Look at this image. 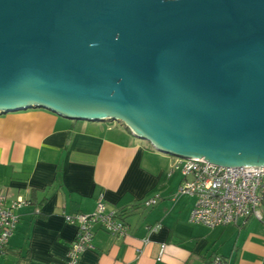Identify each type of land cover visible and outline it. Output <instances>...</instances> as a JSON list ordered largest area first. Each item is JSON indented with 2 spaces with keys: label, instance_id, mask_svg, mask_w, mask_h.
<instances>
[{
  "label": "water",
  "instance_id": "water-1",
  "mask_svg": "<svg viewBox=\"0 0 264 264\" xmlns=\"http://www.w3.org/2000/svg\"><path fill=\"white\" fill-rule=\"evenodd\" d=\"M37 108L264 167V0H0V115Z\"/></svg>",
  "mask_w": 264,
  "mask_h": 264
},
{
  "label": "crops",
  "instance_id": "crops-1",
  "mask_svg": "<svg viewBox=\"0 0 264 264\" xmlns=\"http://www.w3.org/2000/svg\"><path fill=\"white\" fill-rule=\"evenodd\" d=\"M138 140L110 121L45 109L0 117V196L8 206L26 202L15 210L19 221L0 264H66L77 227L65 215L94 213L100 196L107 210H126L129 232L97 227L94 250L79 264H215L217 257L222 264H264L263 221L191 223L195 198L178 195L183 176L173 170L175 160ZM152 199L157 204L146 207Z\"/></svg>",
  "mask_w": 264,
  "mask_h": 264
},
{
  "label": "built area",
  "instance_id": "built-area-1",
  "mask_svg": "<svg viewBox=\"0 0 264 264\" xmlns=\"http://www.w3.org/2000/svg\"><path fill=\"white\" fill-rule=\"evenodd\" d=\"M175 158L173 170L179 171L183 176L178 195L195 198L190 216L191 223L216 228L238 226L250 218L264 222L261 212L264 204V167H225L206 162L204 159L195 161ZM24 204L26 202L19 199L8 206L6 198L0 196V258L5 254L19 221L15 210ZM156 204L157 200L152 199L147 201L145 206ZM65 220L77 227L66 264H79L83 253L94 250L93 239L97 227L117 236H126L130 228L121 211L107 210L103 196L98 199L94 213L65 215ZM156 230L157 227L150 229L152 232ZM165 248V245L161 246V256ZM215 264H222V259L217 257Z\"/></svg>",
  "mask_w": 264,
  "mask_h": 264
},
{
  "label": "rangeland",
  "instance_id": "rangeland-1",
  "mask_svg": "<svg viewBox=\"0 0 264 264\" xmlns=\"http://www.w3.org/2000/svg\"><path fill=\"white\" fill-rule=\"evenodd\" d=\"M37 109L42 110L41 108H37ZM13 113H16V112H9V113H7V114H3V115H1L0 117H1V118H5V117H7V116L12 115ZM96 123H98V122H96ZM110 123L113 124V125H115V126H120V125L123 126L122 124H120V123H118V122L110 121ZM137 139H138V138H137ZM137 142H138V143H145V141L142 140V139H139ZM161 155L166 156V155H164V154H161ZM168 157H169V158H172V159H174V160H176V158H173V157H171V156H168Z\"/></svg>",
  "mask_w": 264,
  "mask_h": 264
},
{
  "label": "trees",
  "instance_id": "trees-1",
  "mask_svg": "<svg viewBox=\"0 0 264 264\" xmlns=\"http://www.w3.org/2000/svg\"><path fill=\"white\" fill-rule=\"evenodd\" d=\"M122 215L126 216V210H121Z\"/></svg>",
  "mask_w": 264,
  "mask_h": 264
}]
</instances>
